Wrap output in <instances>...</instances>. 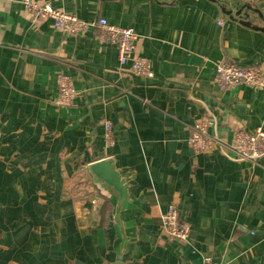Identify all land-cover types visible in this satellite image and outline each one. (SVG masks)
<instances>
[{
    "label": "crops",
    "instance_id": "obj_1",
    "mask_svg": "<svg viewBox=\"0 0 264 264\" xmlns=\"http://www.w3.org/2000/svg\"><path fill=\"white\" fill-rule=\"evenodd\" d=\"M32 1L133 29L153 78L131 75L98 34H62L0 0V264H264V157L188 145L205 115L229 145L237 130L264 131V88L215 82L221 60L264 70V0ZM241 6L259 12L249 27L221 11ZM60 75L70 107L54 104ZM107 158L124 198L88 170ZM169 205L189 227L184 243L163 231Z\"/></svg>",
    "mask_w": 264,
    "mask_h": 264
},
{
    "label": "built area",
    "instance_id": "obj_2",
    "mask_svg": "<svg viewBox=\"0 0 264 264\" xmlns=\"http://www.w3.org/2000/svg\"><path fill=\"white\" fill-rule=\"evenodd\" d=\"M24 12L34 20H50L53 27L65 35H84L92 32L117 49V61L120 66L128 65L129 73L133 76L151 79L153 72L147 59L137 53V34L131 28H122L109 24L99 18L83 21L76 16L51 8L45 3H35L32 0H21ZM215 82L220 91L244 85L252 89L264 88V70L260 65L241 66L234 62L221 60L215 65ZM76 98L71 80L66 75H60L57 81V96L54 104L57 107H70ZM209 116H203L195 127L191 128L188 145L194 154H201L213 150L238 161L257 165L264 157V131L257 128L253 132L237 130L232 143L226 144L207 132ZM103 140L106 148L114 144L111 124L103 123ZM93 204L96 200L92 201ZM163 231L171 241L184 243L189 237V227L181 219L178 208L174 205L167 207L162 216ZM202 264H218L209 258H204Z\"/></svg>",
    "mask_w": 264,
    "mask_h": 264
},
{
    "label": "water",
    "instance_id": "obj_3",
    "mask_svg": "<svg viewBox=\"0 0 264 264\" xmlns=\"http://www.w3.org/2000/svg\"><path fill=\"white\" fill-rule=\"evenodd\" d=\"M221 11L229 18V20L236 21V19H238L240 24L248 27L250 26V23L247 22L249 19V13H259L257 11L255 12V10L249 6H241L239 9L234 8L230 10H226L224 7H221ZM111 163V158L96 161L90 164L88 170L96 181H98L104 187L112 189L115 193H117L119 198H124L126 195V187L123 181H121L118 172L114 170ZM94 186L97 199L109 200L106 195H102V192L97 185Z\"/></svg>",
    "mask_w": 264,
    "mask_h": 264
}]
</instances>
